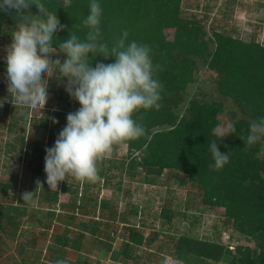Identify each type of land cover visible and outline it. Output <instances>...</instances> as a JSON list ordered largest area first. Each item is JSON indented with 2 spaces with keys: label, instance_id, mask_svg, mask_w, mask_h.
<instances>
[{
  "label": "rangeland",
  "instance_id": "1",
  "mask_svg": "<svg viewBox=\"0 0 264 264\" xmlns=\"http://www.w3.org/2000/svg\"><path fill=\"white\" fill-rule=\"evenodd\" d=\"M181 8L184 15L195 14L202 20L207 32L204 38H209L206 41L207 57L193 58L190 81L177 90L176 100L169 101L167 106L178 120L188 115L193 101L214 104L217 123L212 129L213 134L217 125L229 130L232 123L239 119L250 121L238 103L218 87L217 72L210 67L208 53L217 43L211 36L213 30L225 31L229 35L264 45V0H182ZM23 11L25 15L29 12L39 14L34 4ZM2 13H5L9 25L4 27L7 34L0 42V59L6 61L7 48L12 43L11 34L25 20L17 15L15 9ZM164 34L167 39H172L174 27L164 28ZM56 36L53 47L59 49V43L65 40L62 31ZM65 58L63 53L52 57L53 60L60 59L61 63ZM93 59L89 58L90 62ZM6 69L0 68V101L10 109L6 113L0 112V181L14 177L16 182L8 189L2 202L5 213L14 212L17 197L25 192H33L34 214L21 218L16 228L5 224V229H0V264H55L59 259L66 260L67 264H83L84 261L92 264H230V259L241 257L245 249L259 246L257 238L238 230L222 208L203 200L194 176L182 172L173 176L167 168H163L156 177L141 166V156L147 152V147L143 145L140 150H135L124 144L111 159L104 161V165L111 169L110 186H102V179L91 183L100 186L97 206L89 208L88 216L78 214V218L99 219L102 222V243L99 244L87 234L80 250L64 248L62 253H55L57 246L53 236L63 231L66 223L67 229L75 231L79 219L69 222L66 212L44 207L46 202L42 196L45 190L50 189L46 182L45 149L53 147L59 135V132L55 133L57 123H54V113H61L58 120L66 126L68 113L77 111L81 105L66 92L67 79L55 76L48 80L49 99L41 110L44 114L27 106L16 105L9 98L11 93L8 91ZM42 116H46V126L38 121ZM172 127L165 124L151 130ZM255 155L264 157V140L258 142ZM132 157L138 160L130 166L128 162ZM151 166L145 164L144 167L151 171ZM31 178H37L42 187L31 186ZM67 181L79 184V190L84 187L74 178L69 177ZM67 198V194L60 193L62 201ZM31 206L28 204L29 208ZM162 208H169L172 212L170 221L161 216ZM132 227L138 228L144 236L140 246L127 244L124 239L127 229ZM31 237L36 240L34 247H27L21 255L18 254L19 245L30 241ZM184 237L189 238L191 244L184 242ZM199 241H214L228 253L222 256L213 253V259L200 257L193 251L197 249ZM124 251L131 253V257L125 256Z\"/></svg>",
  "mask_w": 264,
  "mask_h": 264
},
{
  "label": "trees",
  "instance_id": "2",
  "mask_svg": "<svg viewBox=\"0 0 264 264\" xmlns=\"http://www.w3.org/2000/svg\"><path fill=\"white\" fill-rule=\"evenodd\" d=\"M40 2L49 12L59 17L60 25L64 26L62 38L65 41L70 38L71 31L81 40L85 39L89 29L83 21L90 13L91 0H71L70 6H65L64 0ZM97 2L102 8L100 28L103 40L111 46L115 38L127 31L126 44L136 41L150 46V56L156 68L155 78L163 85L160 101L162 107L140 110L133 117L134 119L140 117L146 134L126 144L135 150H140L143 145L147 147V152L141 156L143 161L141 166L156 177L163 168H167L173 176L179 172L194 176L206 203L222 208L223 213L235 222L238 230L257 238L259 246L256 249H245L241 252V257L231 258L230 264H264V157L259 158L255 155L258 142L247 148L244 143L251 122L264 117V45L255 40H244L229 35L225 31L213 30L211 33L217 43L213 51L208 53L209 64L217 72V85L250 117V121L239 119L233 122L232 126L236 128V132L217 140L221 153L230 152L229 162L217 170L208 144L209 141L217 139L212 133L217 123L214 104H198L193 101L188 115L178 120L167 106L169 101L176 100L177 90L190 81L193 58L206 56L208 46L206 41L209 38H204L207 32L202 20L195 14L184 15L181 8L182 0H97ZM2 12L3 10H0V42L7 34L4 27L9 26L6 15ZM10 18L11 16L8 17ZM167 27H174L172 39L165 37L164 28ZM88 56L94 58L90 63L93 68L97 63L115 62L114 57L104 59L102 55L93 56L92 53ZM4 67H7L6 61L0 59V68ZM10 96L11 94L9 98ZM9 109L10 107L4 104L0 107V112L6 113ZM53 116L55 121H58L55 131L58 134L65 125L58 120L61 116L59 111ZM45 118L46 116H42L38 120L42 126H46ZM165 124L173 127L151 130ZM137 160L132 157L128 164L132 166ZM104 164V161L100 164L99 179H102V186H110L111 169ZM145 164L152 165V170L144 167ZM29 181L31 186H37V178H31ZM15 182L14 177L0 181L1 230L5 229V224L16 228L21 218L34 214V200L23 201L22 196L17 197L14 212L5 213L2 199ZM82 185L84 187L79 190V184L63 181L58 191L45 190L42 196L46 202L44 207L66 212L69 222L76 220L78 214L88 216L89 208L97 206L100 186L89 182H82ZM60 193L67 194L68 198L62 201ZM28 204L32 206L29 208ZM161 216L170 221L172 212L169 208H162ZM78 219L75 231L67 229L66 223L65 229L53 236V242L57 246L54 249L55 253H62L64 248L80 250L82 240L87 234L93 236L99 244L102 243L100 237L102 222L99 219ZM105 226L109 227L108 223H105ZM124 239L127 244L136 246L144 242L142 232L136 227L127 229ZM29 240L19 245L18 254L21 255L27 247H34L35 238L31 237ZM184 242L191 244L187 237H184ZM208 242L210 243L197 242L198 247L193 251L200 257L210 259H213V253L219 256L228 253L214 241ZM124 255L131 257V253L127 251H124ZM83 264L89 263L84 261Z\"/></svg>",
  "mask_w": 264,
  "mask_h": 264
},
{
  "label": "clouds",
  "instance_id": "3",
  "mask_svg": "<svg viewBox=\"0 0 264 264\" xmlns=\"http://www.w3.org/2000/svg\"><path fill=\"white\" fill-rule=\"evenodd\" d=\"M33 4L39 14L25 15L23 10ZM64 4L70 6L71 0H64ZM89 8L90 13L83 21L89 29L85 39L81 40L71 31L70 38L59 43L57 49L53 47L56 34L64 26L40 0H0V10L15 9L25 20L11 34L12 43L7 48L6 74L11 102L41 111L49 99L48 80L55 76L67 79L66 92L81 105L77 111L68 113L67 124L54 146L45 149L46 182L51 191H58L59 183L69 177L80 182L98 181L103 161L111 159L119 147L146 134L140 117L134 119V115L140 110L162 107L163 85L155 78L150 46L136 41L126 44L127 31L109 46L100 28L101 5L91 0ZM58 53L65 55L63 63L52 59ZM89 53L102 55L104 59L114 57L115 62L97 63L93 68ZM54 123L58 121L54 119ZM235 132L234 126L225 130L217 125L214 129L217 139L208 144L217 170L230 159V152L219 151L217 140ZM262 140L264 117L251 122L244 139L245 148ZM36 183L42 187L39 180ZM32 196L33 192L23 193V201L31 202ZM55 264H67V261L59 259Z\"/></svg>",
  "mask_w": 264,
  "mask_h": 264
},
{
  "label": "crops",
  "instance_id": "4",
  "mask_svg": "<svg viewBox=\"0 0 264 264\" xmlns=\"http://www.w3.org/2000/svg\"><path fill=\"white\" fill-rule=\"evenodd\" d=\"M89 263V262H88ZM89 264H92V263H89Z\"/></svg>",
  "mask_w": 264,
  "mask_h": 264
}]
</instances>
